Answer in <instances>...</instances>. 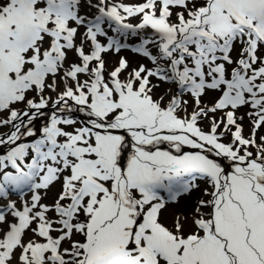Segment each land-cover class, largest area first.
Masks as SVG:
<instances>
[{
  "label": "snow or ice",
  "instance_id": "1",
  "mask_svg": "<svg viewBox=\"0 0 264 264\" xmlns=\"http://www.w3.org/2000/svg\"><path fill=\"white\" fill-rule=\"evenodd\" d=\"M0 264H264V0H0Z\"/></svg>",
  "mask_w": 264,
  "mask_h": 264
}]
</instances>
